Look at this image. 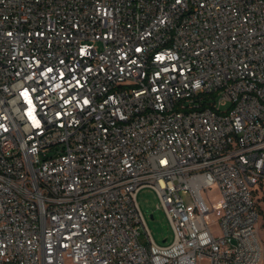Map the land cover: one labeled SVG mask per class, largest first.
Returning a JSON list of instances; mask_svg holds the SVG:
<instances>
[{
  "label": "built area",
  "instance_id": "2783aa9c",
  "mask_svg": "<svg viewBox=\"0 0 264 264\" xmlns=\"http://www.w3.org/2000/svg\"><path fill=\"white\" fill-rule=\"evenodd\" d=\"M263 196L264 0H0V264H262Z\"/></svg>",
  "mask_w": 264,
  "mask_h": 264
},
{
  "label": "rangeland",
  "instance_id": "374dc122",
  "mask_svg": "<svg viewBox=\"0 0 264 264\" xmlns=\"http://www.w3.org/2000/svg\"><path fill=\"white\" fill-rule=\"evenodd\" d=\"M189 209L193 208V200L190 192H183ZM204 199L212 212L208 215L207 220L215 234L220 232V217H221V195L217 186H212L204 192ZM138 203L145 216L147 228L159 245H167L174 239L173 229L170 220L167 216L164 206L158 193L151 187H143L138 193ZM261 213L259 222V236L264 248V200L260 201ZM153 216V217H152ZM140 241L142 244H147V238L144 234V229L141 230ZM201 264H209L208 260H203ZM264 264V260L263 263Z\"/></svg>",
  "mask_w": 264,
  "mask_h": 264
},
{
  "label": "trees",
  "instance_id": "16d2710c",
  "mask_svg": "<svg viewBox=\"0 0 264 264\" xmlns=\"http://www.w3.org/2000/svg\"><path fill=\"white\" fill-rule=\"evenodd\" d=\"M263 200H264V196H263ZM263 211L261 210V213H262ZM263 218H264V216H263ZM263 226H264V224H263Z\"/></svg>",
  "mask_w": 264,
  "mask_h": 264
},
{
  "label": "water",
  "instance_id": "95a60500",
  "mask_svg": "<svg viewBox=\"0 0 264 264\" xmlns=\"http://www.w3.org/2000/svg\"><path fill=\"white\" fill-rule=\"evenodd\" d=\"M153 217V216H152Z\"/></svg>",
  "mask_w": 264,
  "mask_h": 264
}]
</instances>
